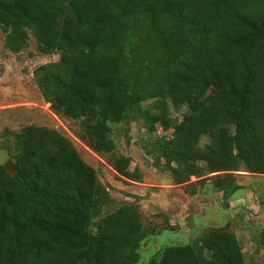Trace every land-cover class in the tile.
Instances as JSON below:
<instances>
[{
	"label": "trees",
	"instance_id": "16d2710c",
	"mask_svg": "<svg viewBox=\"0 0 264 264\" xmlns=\"http://www.w3.org/2000/svg\"><path fill=\"white\" fill-rule=\"evenodd\" d=\"M0 28L13 53L33 36L60 55L35 69L41 95L120 176L143 178L116 154L115 127L139 121L172 131L143 146L176 184L197 179L191 195L211 187L229 208L238 172L264 174V0H0ZM171 105L186 109L181 120ZM13 136L16 174L0 164V264H138L157 234L138 204L105 213L114 198L57 129ZM147 264L247 263L237 236L213 227Z\"/></svg>",
	"mask_w": 264,
	"mask_h": 264
},
{
	"label": "rangeland",
	"instance_id": "374dc122",
	"mask_svg": "<svg viewBox=\"0 0 264 264\" xmlns=\"http://www.w3.org/2000/svg\"><path fill=\"white\" fill-rule=\"evenodd\" d=\"M59 59V54L40 53L33 36L21 53L9 51L0 28V164L13 160L17 152L15 132L32 124L55 128L72 140L110 191L115 202L105 213L126 201L136 203L145 226L156 227V236L143 244L138 264H147L165 247L191 243L213 227L227 228L237 236L247 264H264V174L238 172L243 188L230 200L229 208H225L227 203L222 193L211 187L198 186L197 193L191 195L188 184L197 179L176 184L169 172L154 166V158L143 146L156 136L171 137L172 131L165 132L161 128L149 131L145 123L139 121L123 122L115 127L120 133L116 154L131 157L132 169L142 170L143 178L135 182L120 176L108 157L94 153L78 137L79 123L54 114L41 95L35 69ZM170 111L181 120L186 109L179 111L171 105ZM204 141L207 142V138Z\"/></svg>",
	"mask_w": 264,
	"mask_h": 264
},
{
	"label": "water",
	"instance_id": "95a60500",
	"mask_svg": "<svg viewBox=\"0 0 264 264\" xmlns=\"http://www.w3.org/2000/svg\"><path fill=\"white\" fill-rule=\"evenodd\" d=\"M6 169L8 170L9 173H11L12 175L16 174V168H15V164L13 160H9L6 164Z\"/></svg>",
	"mask_w": 264,
	"mask_h": 264
}]
</instances>
